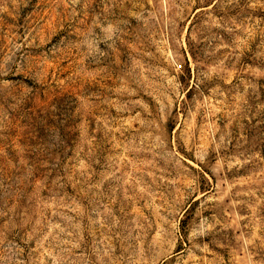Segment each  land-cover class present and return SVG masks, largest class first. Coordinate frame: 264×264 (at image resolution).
Masks as SVG:
<instances>
[{
  "label": "rangeland",
  "instance_id": "374dc122",
  "mask_svg": "<svg viewBox=\"0 0 264 264\" xmlns=\"http://www.w3.org/2000/svg\"><path fill=\"white\" fill-rule=\"evenodd\" d=\"M0 264H264V0H0Z\"/></svg>",
  "mask_w": 264,
  "mask_h": 264
}]
</instances>
